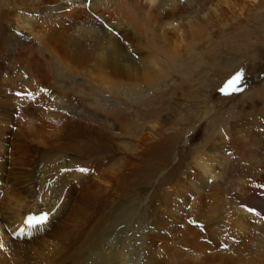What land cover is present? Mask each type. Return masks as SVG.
<instances>
[{"label": "bare ground", "instance_id": "6f19581e", "mask_svg": "<svg viewBox=\"0 0 264 264\" xmlns=\"http://www.w3.org/2000/svg\"><path fill=\"white\" fill-rule=\"evenodd\" d=\"M120 1L118 2L121 3ZM136 1V9L141 10L144 17V23L140 27L145 32L155 33L158 40L165 43L168 58L173 57L181 40L179 29L188 27V35L194 30L193 22L187 20L185 8H191L196 3L201 5V12L209 11V5L213 3L212 0L127 2L134 5ZM108 2L109 0H94L87 10L77 14L80 11L77 8L82 5L80 0H0V183L4 181V174L6 178L13 175V182L17 180L16 175H19L18 179L22 177V180L18 184L27 190L24 198L31 201L26 202L16 193L11 196L7 190L4 195L1 194L0 264H6L8 259L12 264H28L16 259L27 255L29 257V254L48 240L56 241L53 245L56 248L55 255L48 253L50 255L47 258L44 254L38 261L30 255V264H226L227 260L231 264L236 260L238 264H264V106L259 100L263 95L253 96L256 94L248 93L245 95L248 98L252 94L249 103L238 105V131L230 132L226 123L223 127L215 119L219 130L215 129V137H209L210 141L194 154L193 172L184 171L185 176L181 178L178 176L183 172H171L168 179L162 182L167 183L166 188H171V191L165 190L163 194H160L158 185L150 186L155 197H151L145 212L136 220L127 219L129 211H125L123 207L118 208V188L109 184L110 179L105 178L108 175L104 177L101 174L99 178H93L95 182H87L90 174L96 175L101 171V166L104 168L102 161L97 158L98 153H109L111 149L109 137L101 128L112 130L113 122L105 117L101 123L98 115L102 114L92 112L93 110L89 112L90 118L82 121H72L71 114L68 117L67 112H73V108L86 106L80 100V96L84 97L85 90L74 85L75 81L68 85L64 79L59 78L55 89L53 87V93L46 84L50 76L58 77L56 73L59 69L53 66L52 58H61L57 64L59 66H63L62 57L66 58V55L80 63L91 60L89 64H93L97 74L103 76L97 81L104 84V89L109 91L112 86L120 90L118 87L121 84L127 92L140 90L139 84H150L153 81L151 78L159 75L163 67L154 65L149 59L147 61L148 56L145 58L124 51V46L110 31L119 30L124 18L129 16L132 19L135 13L128 10L130 13H125L124 18L119 17L124 12L122 8L125 10L130 7L123 1L121 9L116 11V7L110 6ZM112 2L114 1H110V4ZM183 2L186 3L184 7ZM60 9L64 10L61 14L57 13ZM90 13L106 20L107 25L101 27L95 21L98 18L92 19ZM166 42L172 47L166 46ZM51 71L54 73L51 74ZM112 77H121L127 81L121 84L118 81L117 86ZM40 88H43L42 91ZM137 93L138 91L134 92L133 96ZM73 95L77 97L75 101L72 100ZM66 96L69 98L66 99ZM51 99L55 102H50ZM89 106L99 112L110 113L103 104L92 103ZM17 112L18 117H14ZM156 115L157 113L150 115V119ZM50 117L57 122L56 133L46 131ZM9 124L17 127L16 133L9 132ZM155 124L159 123L152 124V128ZM220 132H224L227 137L229 135L238 160L232 159V176L230 174L229 178L233 182H229L223 195L227 198L229 212L220 219V225L214 228L209 227L213 224L210 219L216 216L213 210L215 208L212 209L213 203L210 204L214 199L209 198H212L219 187L211 180L222 177L218 171L219 166L228 157H225L227 150L224 147L229 140L225 142V139L220 138ZM86 138H91L94 142L78 147L77 142H83ZM165 147V141L162 140L157 149L162 150ZM68 149L78 151L76 156L80 159L75 158L74 162L64 163L59 161L53 165L57 168H54L56 174H50L54 170L48 165L50 155L57 152L60 155ZM83 153L89 154L88 157L82 156ZM165 154L160 153L163 157L162 166H167ZM92 156L96 159L89 160ZM84 167L92 170L80 180L83 173L78 169H85ZM236 172L238 177L234 180L233 174ZM4 183L5 189L13 191L9 180ZM129 184L135 188L132 189L133 197L137 201L141 200L143 197L139 194L148 189L146 184L141 181ZM124 195L129 203L131 197L128 198L127 193ZM178 200L189 204L185 220L198 224L192 227L191 224L182 222L185 226L183 230L175 228L173 210L178 208ZM170 202L172 206H169ZM4 210L10 211L9 216L2 214L1 211ZM42 211L48 217L43 224L29 228L24 223L27 214ZM64 211L61 221L53 230H48L51 222ZM206 212L209 214L206 215ZM9 219L12 223H9ZM41 236L46 238L36 241L35 237ZM237 241L238 251H233L237 247H228V244L237 245ZM51 245L50 248H53Z\"/></svg>", "mask_w": 264, "mask_h": 264}, {"label": "rangeland", "instance_id": "374dc122", "mask_svg": "<svg viewBox=\"0 0 264 264\" xmlns=\"http://www.w3.org/2000/svg\"><path fill=\"white\" fill-rule=\"evenodd\" d=\"M92 1L94 0H80L82 5H79L77 8L80 10L77 14H80L84 9L87 10ZM110 1H114L115 3L112 2L110 4ZM118 1L120 0H109L108 3L110 6L116 7V11L121 9L123 1L128 7H130L125 8V10L122 8L124 12H121L119 17L124 18L126 15L125 13H130L127 11L131 10L132 13H135L133 18L136 20L133 18L131 19L129 16V18H124L125 21L123 22V25L120 24L121 27L119 30L114 31V29H111L112 32L110 31V33L124 46V51L131 54H138L145 58L148 56L147 61L149 59L154 65L156 64L158 67L163 66L162 68L164 70L161 68L160 73H158L159 75H155V77L151 78L153 83L151 82L149 84L141 82L139 84L140 90L135 89L127 92L121 87V83H124L127 80H122L121 77H112L113 82L116 81L117 86H119L118 81L120 82L121 85L118 87L120 90L112 86L109 91L104 89L106 88L103 86L104 84L97 81L98 79L103 78V76L97 74V71H95L92 66L93 64H89V62H92L91 60L80 63L73 57L66 55V58L62 57L63 66L57 65L61 58L54 59L51 57L53 66H55L56 69H59L56 73L58 77L54 75L50 76V80H47L46 84L54 93V89L57 86L55 83L59 81V78H62L68 85H72L71 83L75 81L76 84L74 85L85 90L84 97L80 96V100H82L81 103L86 106L73 108V110H71L73 112L71 113L67 112L69 115L68 117H70L71 114L73 118L72 121L77 122L90 118L91 115L89 112L93 110L92 112L103 115H98L101 123L104 121L105 117L113 122L112 124L114 127H112V130L101 128V131H104V134L107 133L106 135L109 137L107 138L111 149L109 153H98L99 156H97V158L102 161L101 165L103 164L104 168L101 166V171L98 172L99 174H90V178L87 182H95V179L93 178H97V176L99 178L101 174L105 177V175L109 176V173H112L109 177L107 176L105 178H109V184L118 188L117 195L119 196L116 199L118 208L121 207L120 209H122L123 207L125 211H129V217H127V219L130 218L136 220L137 217H140L142 212H145L144 210L148 207L147 205L149 204L151 197H155V193L152 194L150 186L154 187L158 185L157 188H159L161 192L160 194H163L165 190L168 192L171 191V188H166L168 187L167 183H162L168 179L171 172H183L178 178L185 176L184 171L193 172L194 164L192 163V159L194 154L202 145L210 141V139H208L209 137L211 139L212 137H215V134H217L215 129L219 130L215 125V119H217V122H220L223 127L227 124L226 128H228L230 132L234 130L238 131V105L242 106L249 103L248 101L251 98L250 95L252 96L254 93L256 95L253 96L263 95L259 100L261 101L262 106H264V0H212L213 3L211 4L212 6L209 5V7H211L209 8V11L204 10L202 12L200 9L202 8L201 5L196 3L191 8H185L187 9V20L193 22L194 30L188 35L186 33L187 29L189 30L188 27L184 30L179 29L178 35L179 40H181L177 44L178 46L176 50H174L173 57L169 58L167 57L165 43L160 42L155 33H148V31L145 32L140 27L141 24L143 25L144 23V17L141 15L142 11L137 10V1L134 3L135 6L130 2H127L129 0H121V3ZM184 5H186V3L184 4L183 2L182 7H184ZM1 11L2 10L0 9V16L2 13ZM58 12L61 14L64 10L60 9L57 13ZM89 16L94 20L98 18L95 21H98L101 27L102 25H107V21L101 19L96 14L90 13ZM87 43H89V41H87ZM87 46H89V44H87ZM166 46L172 47L168 42H166ZM237 72L242 74L239 86L243 91L225 95L220 89L228 80L234 77ZM52 73H54V71H51V74ZM87 79H89L88 82ZM128 83L130 82L128 81ZM42 89L43 88H40L41 91ZM137 91L138 93L134 95L137 97H134L133 94ZM251 92L252 94L249 95V98L248 96H245ZM69 96L72 97V95ZM69 96H66V99H68ZM76 98L77 97L73 95L72 100ZM50 102L55 101L51 99ZM92 103L103 104V107L108 109L110 113L99 112L98 109L89 106V104ZM50 111L52 112L51 109ZM156 113L157 115L150 119V115ZM18 114L19 112L15 113L14 117H18ZM48 119L46 128L47 133H56L57 130L55 129L58 126H56L57 122L52 117ZM155 122L159 124H155L156 126L152 128V124ZM15 125H8L9 132H17V127ZM130 126L133 128H130ZM80 129L85 128L80 127ZM219 137L225 139V142L229 140L227 141L228 145L224 147L227 150L225 151V157L228 156L229 158L227 157V161H224V164L219 166L220 169L218 171L222 177L211 180L213 184H216L217 187H219L218 191L212 195V198H209L214 199L210 204L213 203L212 209L215 208L213 210L216 213V216H214V219H216H210L213 224L209 225V227L214 228H217V226L220 225V219L226 216L227 211L229 210L227 198L223 195L225 188L227 186L229 187V182H233V180L229 178L231 174V166H233L232 162L233 160H238L234 155L229 135L227 137L224 132H220ZM162 140L165 141L166 147L162 150H158L159 142ZM93 142L94 141L91 138H86L83 142L79 141L77 143L78 147H83V144ZM19 143H21V141ZM68 150L61 152L60 155L59 152H57L58 154L55 153V155L52 153V156H48V165L57 170L53 165H56L59 161H62L63 163L69 161L74 162L73 160L77 158L76 155L78 151L71 149ZM161 152H164L166 153L165 155H167V166H162L163 157L160 156ZM87 155L89 154H82V156L86 158L88 157ZM95 155L97 154H93V156ZM93 156L89 160L96 159V157ZM83 160L85 159H82V161ZM115 168L117 169L115 170ZM55 169H51L52 173L50 172V174L55 173ZM85 169L87 171L81 172L83 173V177H79L80 180L85 178L92 170L89 171L87 168ZM195 170H197V168H195ZM15 172L17 173L18 171ZM233 175L235 176L234 180H237L238 173L236 172ZM18 176L16 175L17 180L13 182V175L10 176L11 178H6V174H4V177H2L4 181L0 183L1 198H3L6 190L11 196H15L12 194L16 193L18 197H25L27 190L24 189V186L22 187L18 184V181L21 182L22 180V177H19L18 179ZM8 180L10 182V187H12V189L14 188L13 191L5 189L6 185L4 182ZM97 180L98 179H96V181ZM138 181L144 182L146 184L145 186L148 187V189L139 194V196L143 197L139 201H137L136 197H133L132 189L135 188H132L129 184H134V182L136 183ZM147 183H150V185L147 186ZM213 184L211 185L214 186ZM125 193L128 194V198L131 197L129 203L125 199V195L123 196ZM156 195H159V191L156 192ZM24 200L26 202H31L26 198H24ZM178 201V208L173 210V215H175L173 216L175 228L177 230H183L185 222L191 224L192 227L198 224L197 222L191 223L188 219L185 220L187 215L186 211L190 208L188 207L189 204L184 203L185 201ZM170 204L169 206H172L171 202ZM7 211L4 210L1 212L3 215L9 216L10 211ZM177 211L178 215H176ZM64 213L65 211L57 216L47 229L50 231L53 230L56 224H58L63 218ZM208 214L209 212H206V215ZM9 223H12V220H10ZM44 236L39 238L35 237V239L37 241ZM47 242L46 244L48 247L46 244H44L45 246L42 245L43 247L40 245L41 247L39 246L35 252L29 254V257L27 255V257L25 256L21 259L19 257L20 260H16H23L30 264V255H33L36 258L33 259L37 261L39 260V257L44 254L47 255L48 253H53V255H55L56 252L54 251L56 248L53 245H55L56 241L48 240ZM49 243L52 244L51 247L53 248H50ZM161 243L160 245H162ZM229 246L237 247L233 251H238V241L237 245L234 246L228 244V247ZM39 250H43V252H40ZM49 255L46 257L49 258ZM9 261L10 260L8 259V262L5 261V263L12 264V261ZM227 262L228 263L226 264H231L229 260H227ZM234 264H238V260H236Z\"/></svg>", "mask_w": 264, "mask_h": 264}, {"label": "snow or ice", "instance_id": "6c2138e0", "mask_svg": "<svg viewBox=\"0 0 264 264\" xmlns=\"http://www.w3.org/2000/svg\"><path fill=\"white\" fill-rule=\"evenodd\" d=\"M241 73L237 72L234 77H232L230 80H228L224 86L220 89L222 93L225 95L232 94V93H238L243 91V89L239 86L240 81H241ZM81 172L87 171L86 169H78ZM47 214H41L39 216H29L26 218L24 223L29 227V228H34L37 225L43 224L47 220ZM21 232H23V229H21ZM18 235L20 233H17Z\"/></svg>", "mask_w": 264, "mask_h": 264}]
</instances>
